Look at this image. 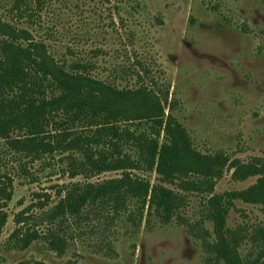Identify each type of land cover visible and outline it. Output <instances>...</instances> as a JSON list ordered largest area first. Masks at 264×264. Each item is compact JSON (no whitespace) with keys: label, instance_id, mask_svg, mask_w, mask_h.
I'll use <instances>...</instances> for the list:
<instances>
[{"label":"rangeland","instance_id":"obj_1","mask_svg":"<svg viewBox=\"0 0 264 264\" xmlns=\"http://www.w3.org/2000/svg\"><path fill=\"white\" fill-rule=\"evenodd\" d=\"M0 40L29 51L32 83L100 81L87 102L116 115L71 124L53 109L36 132L0 125V264H209L195 229L212 232L205 201L264 179V0H0ZM140 86L151 94L127 93ZM174 141L187 176L163 182L158 150ZM196 153L257 174L224 168L209 193ZM154 184L183 198L168 222L147 213ZM221 217L257 255L263 205L234 200Z\"/></svg>","mask_w":264,"mask_h":264},{"label":"trees","instance_id":"obj_2","mask_svg":"<svg viewBox=\"0 0 264 264\" xmlns=\"http://www.w3.org/2000/svg\"><path fill=\"white\" fill-rule=\"evenodd\" d=\"M0 41V50L6 54V60L0 59V125H7L13 122L22 123L24 121L29 130L36 132L40 127L44 128L45 125H48L51 118L47 117V115L54 110H64V112L72 114L69 121L71 124L82 118H88L89 120H96L97 118V120H101L99 117H102V122H95L96 124L94 125H108L113 120L112 117L116 116L105 109L107 113L102 115L103 108L87 102V96L94 95L96 87H104L100 81L94 80L88 75L83 76L81 73L65 74L63 71H60L59 73L64 77L63 79L68 78V80L53 78L57 88L49 85V82L44 79L32 83L28 80V74H25L22 69V62L28 58L29 51L22 49L17 44H7L3 40ZM29 62L38 65V62L33 58ZM71 80H73L72 83L70 82ZM44 86L51 92L49 98L45 95L44 90L41 91L45 88ZM151 92L150 89L147 90L140 86L134 92L128 91L127 93L140 94L146 97ZM165 132L170 134L168 126ZM179 132L184 133V130L181 129ZM183 143L182 141H174L171 146L164 143L159 148L156 173L161 181L171 182L175 177L187 176L182 172L178 164L179 149L182 147L184 150L187 149L185 143ZM196 155L199 160L200 169L194 173L199 175L197 181L200 180V183L206 187L209 186V193L213 190L212 183L222 177L224 168H235L234 172L236 169L240 170L243 172L242 179L257 174L249 170L250 168L247 165H239L237 168L238 165L235 166L234 162H229L228 159L223 158L221 155L214 154L207 156L199 153H196ZM194 186H196V183L188 180L180 183V187L184 191L190 192ZM259 191H264L263 178L259 179L253 187L249 188V191L242 190L215 194L205 201V220L211 223L212 232H209L204 227L203 221L196 224L195 229L199 235L201 232L200 240L202 241V248L204 251L206 250L205 253H208H206L207 255L205 254V261L207 263L264 264L262 261V256L264 255V225L260 226L256 232L250 235L251 239L256 238L260 241L259 246L257 244V255H242L237 248L240 247L242 241L247 237L246 233L243 230L241 232L240 229L232 230L225 228L220 224L222 221L221 216L227 213L234 200L261 204L263 205L264 212V194L259 193ZM170 198L174 204L177 202V206L183 203V198L180 195L173 193V191L160 184L152 185L147 213L151 209H154L158 213L156 214L159 219H165L168 222L169 216L172 213L170 211L176 208V205L172 206ZM166 210H169L168 214L164 213ZM212 234L214 237H212Z\"/></svg>","mask_w":264,"mask_h":264}]
</instances>
